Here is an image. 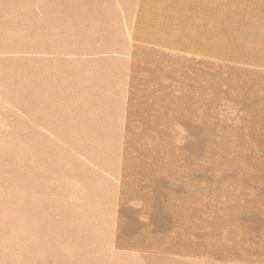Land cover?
Returning a JSON list of instances; mask_svg holds the SVG:
<instances>
[{
  "label": "rangeland",
  "instance_id": "obj_1",
  "mask_svg": "<svg viewBox=\"0 0 264 264\" xmlns=\"http://www.w3.org/2000/svg\"><path fill=\"white\" fill-rule=\"evenodd\" d=\"M141 1L119 0L122 23ZM151 1L199 27L210 11L212 39L100 48L139 69L123 129L104 96H18L19 71L51 70L0 61V264H264V0Z\"/></svg>",
  "mask_w": 264,
  "mask_h": 264
},
{
  "label": "crops",
  "instance_id": "obj_2",
  "mask_svg": "<svg viewBox=\"0 0 264 264\" xmlns=\"http://www.w3.org/2000/svg\"><path fill=\"white\" fill-rule=\"evenodd\" d=\"M165 3L168 4L141 1L136 16L135 11L130 15L131 22H134L130 27L129 23L120 21L123 9L119 0H0V61L16 59L19 67L27 63L29 69L42 68L39 64H47L48 70H51L47 74L46 71H40L39 74L36 71L21 74L19 71L18 96L64 95L66 103L69 101L68 96H81L82 105L86 96L90 104L95 103V96H104L106 102L120 108L115 112L114 119L120 121L118 126L123 129L125 120L130 117L131 97L140 93L139 69L135 58L119 54L120 57L106 55L105 50L100 48L111 46L107 42L115 40V36L127 30L134 31V36L137 34L145 42H165V45L169 43L183 49L188 47V42L192 48L191 39H195L199 33L208 41L212 39L209 37L213 34L211 19L207 17L210 11L202 13L203 18L208 19V25L205 23L199 27L191 23L192 18L186 20L183 17L189 13L185 11V5L175 4L168 8ZM107 11L117 12L116 22H112L117 24V29L115 26L112 29L110 26L105 27L106 23L98 21L99 16H106ZM174 15L176 20L172 17ZM128 37L127 34L126 39ZM206 45L201 46L209 53L212 44ZM215 54L219 55L217 51ZM260 62L263 63L264 59ZM58 63L65 64L63 71L56 69ZM17 112L20 122L18 128L22 126V117L30 122L28 128L39 126L35 123L32 106L21 108L18 105ZM74 112L76 120H84L81 110L76 109ZM73 125L80 127L84 123Z\"/></svg>",
  "mask_w": 264,
  "mask_h": 264
}]
</instances>
